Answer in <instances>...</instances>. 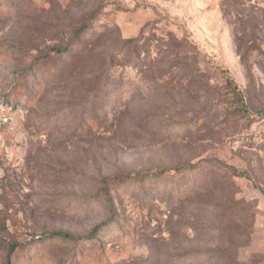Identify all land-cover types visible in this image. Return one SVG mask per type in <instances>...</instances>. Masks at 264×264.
Returning a JSON list of instances; mask_svg holds the SVG:
<instances>
[{
	"label": "rangeland",
	"instance_id": "obj_1",
	"mask_svg": "<svg viewBox=\"0 0 264 264\" xmlns=\"http://www.w3.org/2000/svg\"><path fill=\"white\" fill-rule=\"evenodd\" d=\"M10 244L264 264V0H0V264Z\"/></svg>",
	"mask_w": 264,
	"mask_h": 264
},
{
	"label": "trees",
	"instance_id": "obj_2",
	"mask_svg": "<svg viewBox=\"0 0 264 264\" xmlns=\"http://www.w3.org/2000/svg\"><path fill=\"white\" fill-rule=\"evenodd\" d=\"M226 83L227 84H230L231 82H230V80H227L226 81ZM94 231L95 230H93L92 231V233L91 234H89V236H91L93 233H94ZM50 236L51 237H54V236H62V237H64V238H70V239H72V236L70 235V234H68V233H66V232H52L51 234H50ZM76 240L78 239H81V238H75ZM16 245L17 244H10L9 245V251L7 252V254H6V263L5 264H13L12 263V259H11V253H12V251H14L15 250V248H16Z\"/></svg>",
	"mask_w": 264,
	"mask_h": 264
}]
</instances>
